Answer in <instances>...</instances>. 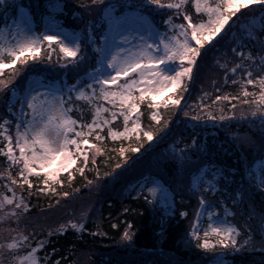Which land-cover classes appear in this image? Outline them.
Instances as JSON below:
<instances>
[{
  "label": "snow or ice",
  "instance_id": "6c2138e0",
  "mask_svg": "<svg viewBox=\"0 0 264 264\" xmlns=\"http://www.w3.org/2000/svg\"><path fill=\"white\" fill-rule=\"evenodd\" d=\"M69 14L79 27L65 26ZM0 17V264H66L56 245L69 230L102 236L99 223L88 228L101 208L48 227L31 200L54 199L49 211L75 200L79 189L58 191L61 174L71 183L89 166L86 187L107 189L169 124L177 135L157 166H171L173 183L145 176L127 196L163 210L161 235L165 218L189 217L177 197H195L185 247L211 253L207 264L257 253L264 264V0H45L42 31L31 6L0 0ZM209 124L224 142L202 138ZM231 147L235 164L221 158ZM98 159L111 167L103 176Z\"/></svg>",
  "mask_w": 264,
  "mask_h": 264
},
{
  "label": "trees",
  "instance_id": "16d2710c",
  "mask_svg": "<svg viewBox=\"0 0 264 264\" xmlns=\"http://www.w3.org/2000/svg\"><path fill=\"white\" fill-rule=\"evenodd\" d=\"M16 2L25 8L28 6L32 7L39 31H42L43 26L40 21V12L43 11L45 0H39L41 4L40 9L36 8L37 0H16ZM68 2L71 3L72 0H68ZM256 11L258 12V7ZM63 19L65 26L69 28L79 27L72 20L70 14ZM2 21L3 17H0V23ZM204 79L207 81V75L204 76ZM194 87L196 90L195 94H198L201 84L197 83ZM228 90L234 91L233 89ZM165 115L172 116V113L168 112ZM169 127H173V133L165 137L163 141L154 136V141L149 142L152 144V148L147 153H144L142 159L132 169L124 173L117 181L109 184L107 189H104L102 186L99 188L95 186L91 188L86 187L87 180L94 179L95 177V172L89 166L85 170L83 177L77 173L71 183L67 179V173L61 174L64 186L62 189H58V191L73 193L75 189H79L75 200L62 202L61 207L51 211L48 210V205L54 203V199L41 197L39 200L36 198L31 200L34 206L33 215L38 216L42 210L48 213L46 217V226L48 227H56L68 221L76 222L81 210L88 207L102 209L100 213L102 219L96 220L94 218L93 222L88 224L89 230L95 231L96 223H99L100 231L103 233L102 236L92 238L85 234L82 242L75 231L69 230L59 239L56 246L61 250L62 254L70 258L66 264H170L171 261H176L177 264L206 263L204 257L211 256V253H204L200 249L187 248L182 243V237L189 229L194 210L197 207L195 197L189 199L185 196L183 202H181L179 196L177 197V213L179 211H188L189 217L183 218L177 215V217L165 218V231L161 235L160 216L163 210L159 206H156L154 210L153 205L146 204L143 200H134L132 197L136 195L135 192L132 193V197L127 196V192L130 190L129 185H135L138 180H141L145 176L161 178L162 182L173 183L175 173L171 166L165 167L163 164L157 166V161L161 154L173 143V136L177 135L178 130L172 124H169ZM164 131H167V129ZM231 131L236 132L237 127H234ZM243 131L244 129H241V134H243ZM159 135H163V132H159ZM204 137L210 143L213 141V137H216L218 145L225 140L223 131L218 132L212 128L211 124L202 133V138ZM177 138L185 143L191 142L190 137L187 135L177 136ZM147 147L148 144L146 143L145 148ZM181 147H183V144H181ZM225 148H229V145L225 144ZM141 152H144V149H141ZM137 155L140 154L138 153ZM239 155V151L231 147L229 155L225 156L221 153V158L225 162L235 164ZM244 157L253 162L255 160V156L247 152L244 154ZM114 162L111 163L114 164ZM98 163H100L101 176H103L105 171L111 170V167H104V162H101L100 159H98ZM256 204L257 207L260 206L258 197ZM125 206L132 209V211L125 214L123 211ZM237 220H240V218L238 217ZM125 221L133 225L132 231L135 232L134 242L131 246H128V242L121 240L126 227ZM113 223L117 224L116 228H111V224ZM259 259L258 253L245 255L237 257L236 264H252L253 261H256L258 264Z\"/></svg>",
  "mask_w": 264,
  "mask_h": 264
},
{
  "label": "rangeland",
  "instance_id": "374dc122",
  "mask_svg": "<svg viewBox=\"0 0 264 264\" xmlns=\"http://www.w3.org/2000/svg\"><path fill=\"white\" fill-rule=\"evenodd\" d=\"M37 31H39V30L37 29Z\"/></svg>",
  "mask_w": 264,
  "mask_h": 264
}]
</instances>
